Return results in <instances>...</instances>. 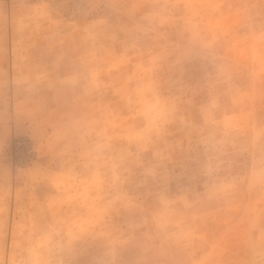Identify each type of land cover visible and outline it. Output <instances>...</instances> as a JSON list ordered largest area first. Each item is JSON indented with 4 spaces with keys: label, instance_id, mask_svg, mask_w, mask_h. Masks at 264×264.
<instances>
[{
    "label": "rangeland",
    "instance_id": "obj_1",
    "mask_svg": "<svg viewBox=\"0 0 264 264\" xmlns=\"http://www.w3.org/2000/svg\"><path fill=\"white\" fill-rule=\"evenodd\" d=\"M0 264H264V0H0Z\"/></svg>",
    "mask_w": 264,
    "mask_h": 264
}]
</instances>
